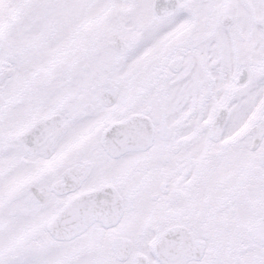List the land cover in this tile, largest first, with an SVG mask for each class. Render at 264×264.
I'll list each match as a JSON object with an SVG mask.
<instances>
[{"label":"snow or ice","instance_id":"snow-or-ice-1","mask_svg":"<svg viewBox=\"0 0 264 264\" xmlns=\"http://www.w3.org/2000/svg\"><path fill=\"white\" fill-rule=\"evenodd\" d=\"M0 264H264V0H0Z\"/></svg>","mask_w":264,"mask_h":264}]
</instances>
